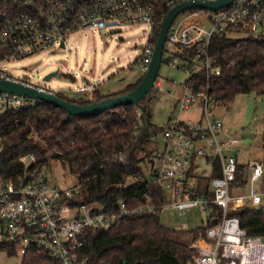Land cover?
<instances>
[{
  "label": "built area",
  "instance_id": "2783aa9c",
  "mask_svg": "<svg viewBox=\"0 0 264 264\" xmlns=\"http://www.w3.org/2000/svg\"><path fill=\"white\" fill-rule=\"evenodd\" d=\"M197 1L215 0H0V78L56 93L43 82L15 75L8 64L43 51L64 49L67 39L78 31L109 28L122 33L127 23L150 27L147 43L135 60L136 68L144 75L170 11L181 3ZM240 33L264 34V0H233L218 8H184L175 15L165 40L162 63L165 59L171 67L188 73L183 82L173 79L184 89L177 100L178 107H196L200 112L197 118H171L160 146L152 151L149 176L157 187L166 190V204L173 208L198 206L208 216L210 204L218 203L224 210L219 223L210 226L206 233L200 232L190 244L197 252L194 264H264V239L250 234L237 216L228 215L229 210L243 207L249 200L260 204L264 190L232 191L237 156L229 149L239 140L222 139L224 122L217 112L218 104L210 95L209 85L197 77L221 72L220 63L210 52L213 36ZM156 84H162L159 77ZM96 87L86 81L76 91L93 92ZM38 101L0 91V115ZM237 149L240 151L241 147ZM217 157L222 174L209 181L208 190L213 195L200 193L197 175L191 174L190 168L194 161L200 168V160L211 162ZM20 162L23 171L15 179H0V242L13 243L22 257L34 249L50 258V264H89L81 253L88 229H108L124 215L156 212L151 197L138 208H129L123 200L113 202L111 207L98 202L72 205L70 199L79 192V182H52L50 165L39 164L33 153L21 154ZM249 178L248 183L264 179V158L251 163Z\"/></svg>",
  "mask_w": 264,
  "mask_h": 264
},
{
  "label": "trees",
  "instance_id": "16d2710c",
  "mask_svg": "<svg viewBox=\"0 0 264 264\" xmlns=\"http://www.w3.org/2000/svg\"><path fill=\"white\" fill-rule=\"evenodd\" d=\"M211 54L221 65L219 74H200L209 85L215 104L229 105L241 93H255L264 100V34H215ZM164 62L165 59H164ZM190 77H195L190 75ZM143 74L118 91L104 93L100 88L89 94L68 95L57 92L71 102L86 104L127 93L142 80ZM154 88V87H153ZM138 103L121 104L85 116L71 115L66 109L47 101L21 109H8L0 115V179H15L22 171L20 155L33 153L38 163L59 161L77 177L80 189L70 199L72 205L98 202L111 207L123 200L129 208L148 202L156 212L124 215L112 227L90 228L81 248L89 264H194L196 249L190 244L222 218L223 207L210 204V212L201 224L192 229L168 226L162 221L168 193L157 187L144 171L151 164L152 151L160 146L159 135L170 124L153 121L151 92ZM264 143V132H263ZM212 170L204 173L193 162L190 173L196 174L198 191L209 193V181L222 174L220 158L211 159ZM251 162L237 156V175L232 191L242 190L250 181ZM228 215L237 216L241 225L252 235L264 239V205L248 201L233 208ZM19 255L10 241L0 242L1 253ZM47 256L31 250L22 257V264H50Z\"/></svg>",
  "mask_w": 264,
  "mask_h": 264
},
{
  "label": "rangeland",
  "instance_id": "374dc122",
  "mask_svg": "<svg viewBox=\"0 0 264 264\" xmlns=\"http://www.w3.org/2000/svg\"><path fill=\"white\" fill-rule=\"evenodd\" d=\"M123 32H113V29L81 30L73 33L66 41V48L52 52L43 51L21 61L8 64L15 75L28 76L37 83L43 82L57 92L68 95L91 94V91L77 92L76 88L84 82L96 84L104 93L123 89L128 82L136 80L143 73L136 68L135 60L142 54L147 43L150 27L145 24L123 25ZM146 29V30H145ZM237 36H244L238 34ZM129 40V42L127 41ZM73 44V47L70 46ZM167 53L164 54V58ZM58 69L59 72L50 80L44 81L46 73ZM188 73L164 62L158 77L162 84H156L151 92L153 121L166 125L169 118L181 116L184 119L197 118L199 108L180 109L178 98L183 94V85L174 84L173 79L183 82ZM171 89V91H170ZM218 114L224 122L223 140L238 138L239 142L230 145L229 151L239 156L244 162L251 163L258 158H264V100L255 93H241L229 105L219 104ZM162 133L158 141H162ZM240 146L239 151L237 147ZM203 160V159H202ZM52 182L69 185L77 183L78 179L68 167L56 160L50 161ZM203 168L209 170L210 162L203 160ZM202 166V165H201ZM146 174H151V166H144ZM263 191L264 179L250 182L243 192ZM250 201V200H249ZM264 205V194L263 202ZM205 210L187 207L182 210L164 205L162 221L168 226L182 229H192L206 218ZM1 264H22V256H8L1 253Z\"/></svg>",
  "mask_w": 264,
  "mask_h": 264
},
{
  "label": "water",
  "instance_id": "95a60500",
  "mask_svg": "<svg viewBox=\"0 0 264 264\" xmlns=\"http://www.w3.org/2000/svg\"><path fill=\"white\" fill-rule=\"evenodd\" d=\"M232 1L233 0L184 2L179 4L177 7L173 8L166 17L162 29L159 33V37L154 51V56L150 63L149 69L143 75V78L140 81V83L133 90L127 93L110 96L102 100L94 101L91 103L79 104L66 100L56 93L39 90L37 88L30 87L23 83L7 80L3 78H0V91L14 92V93L38 98L42 101H47L55 105H58L60 107H63L71 115H80V116L95 114L97 112L104 111L108 108L115 107L121 104L138 103L140 100L144 99L155 86V82L159 75L160 68L162 65V58H163L167 32L175 15L182 9L190 6H208L211 8H218L220 6L229 4ZM62 46H64V41H62ZM58 72H59L58 69L51 71L45 75L44 79L50 80Z\"/></svg>",
  "mask_w": 264,
  "mask_h": 264
},
{
  "label": "crops",
  "instance_id": "0c3cea01",
  "mask_svg": "<svg viewBox=\"0 0 264 264\" xmlns=\"http://www.w3.org/2000/svg\"><path fill=\"white\" fill-rule=\"evenodd\" d=\"M237 156H238V155H237ZM238 158H239V156H238ZM258 159H260V158H258ZM255 160H257V159H255ZM200 163H201L202 166L200 165V168H198V169L201 170V171H203L204 173H209V172L212 170V162H210L208 172H206V171L204 170V168H203V164H202V163H203V160H200ZM246 187H247V186H245L244 189H245ZM244 189H242V190L239 189V192H240V191L243 192ZM247 193H249V192H247ZM262 202H263V197H262V201H261V203H262Z\"/></svg>",
  "mask_w": 264,
  "mask_h": 264
}]
</instances>
